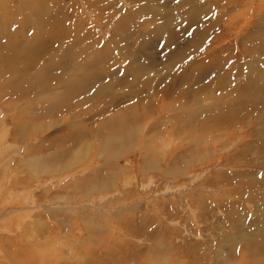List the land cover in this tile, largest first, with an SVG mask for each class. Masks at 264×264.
I'll use <instances>...</instances> for the list:
<instances>
[{"label": "rangeland", "instance_id": "obj_1", "mask_svg": "<svg viewBox=\"0 0 264 264\" xmlns=\"http://www.w3.org/2000/svg\"><path fill=\"white\" fill-rule=\"evenodd\" d=\"M213 1L0 0V264H264V0Z\"/></svg>", "mask_w": 264, "mask_h": 264}, {"label": "bare ground", "instance_id": "obj_2", "mask_svg": "<svg viewBox=\"0 0 264 264\" xmlns=\"http://www.w3.org/2000/svg\"><path fill=\"white\" fill-rule=\"evenodd\" d=\"M96 1V0H95ZM216 0H214L213 1V3L215 2ZM219 1V0H218ZM100 2V1H99ZM104 2V1H103ZM215 4V3H214ZM20 6V5H19ZM47 6V5H46ZM214 7H216L215 5H213ZM48 9V8H47ZM51 12V11H50ZM99 12V11H98ZM6 14H9V13H6ZM10 15V14H9ZM97 15V14H96ZM239 15V14H238ZM23 16V15H22ZM13 17H16V16H14L13 15ZM98 17V16H97ZM45 18V17H44ZM47 18V17H46ZM41 19H43V17H41ZM78 20V19H77ZM234 17L232 16L229 20H228V23H229V25L231 26V24L234 22ZM31 21V20H30ZM45 21H46V19H45ZM218 20H216V21H214V22H217ZM220 21V20H219ZM72 22V21H71ZM119 22V21H118ZM147 22V21H146ZM149 22V21H148ZM72 24V23H71ZM108 24V23H107ZM73 25V24H72ZM216 25V24H215ZM218 25V24H217ZM229 25H227V27H222V28H220V30H218V32H221V34H222V37L224 38V35H226V31H228V32H230V28L231 27H229ZM30 26V25H29ZM34 26V25H33ZM16 27V26H15ZM23 27V26H22ZM52 27H54V26H52ZM39 28V27H38ZM29 29H30V27H29ZM226 29H228V30H226ZM83 30V29H82ZM49 31H50V29H49ZM19 32V31H18ZM35 32V31H34ZM48 32V31H47ZM84 31H82V33H83ZM160 32H162V31H160ZM217 32V33H218ZM226 32V33H225ZM236 32H237V30H236ZM56 32L54 31V34H55ZM65 33V32H64ZM64 33H62V34H64ZM158 33H159V31H158ZM196 33V32H195ZM0 34H2L1 33V30H0ZM66 34V33H65ZM58 35V34H57ZM157 36V34L155 33V31H153V32H151L150 33V37H153V36ZM5 36V35H4ZM51 36V35H50ZM67 36L68 35H66V38H67ZM81 36H82V34H81ZM83 36H84V33H83ZM83 36H82V38H83ZM149 36V35H148ZM237 36V35H236ZM26 37V36H25ZM73 36H69L68 38L71 40V41H73L71 38H72ZM18 38V37H17ZM19 38H21V37H19ZM65 38V37H64ZM141 38V37H140ZM22 39V38H21ZM92 39V38H91ZM226 39V38H225ZM16 40V39H15ZM14 40V41H15ZM28 40V39H27ZM219 40H220V38H219ZM222 40V39H221ZM113 41V40H112ZM5 43V42H4ZM10 43V42H9ZM27 43V42H26ZM25 43V44H26ZM29 43V42H28ZM83 43V42H82ZM24 44V43H23ZM22 44V45H23ZM88 44V43H87ZM7 45H8V42H7ZM28 45V44H27ZM41 45V44H40ZM73 45V44H72ZM91 45V44H90ZM259 45V44H258ZM21 46V45H20ZM117 46V45H116ZM115 46V47H116ZM154 46V45H153ZM3 47V46H2ZM15 47V46H14ZM28 47V46H27ZM84 47H85V45H84ZM98 47V46H97ZM257 47H259V46H257ZM4 48V47H3ZM7 48V47H6ZM16 48V47H15ZM40 48V47H39ZM93 47H91V51H93L94 49H92ZM227 48V47H226ZM10 49H12L11 47H10ZM14 49V48H13ZM28 49V48H27ZM67 49V48H66ZM87 49V48H86ZM123 50H124V48H122ZM3 50V49H2ZM9 50V49H8ZM21 50H23V51H27L26 49H21ZM96 50H98V49H96ZM10 51V50H9ZM12 51V50H11ZM15 51V50H14ZM41 51V50H40ZM38 52V51H37ZM124 52H126V49L124 50ZM20 53H21V51H20ZM97 53V52H96ZM101 53V52H100ZM24 54H26V53H24ZM93 54H94V52H93ZM16 55V54H15ZM18 55V54H17ZM85 55V54H84ZM87 55H88V53H87ZM96 55V54H95ZM94 56V55H93ZM98 56V55H97ZM95 58V57H94ZM72 59V58H71ZM136 59V58H135ZM115 60H117V59H115ZM180 60V59H179ZM56 61V60H55ZM105 61H107V60H105ZM112 61V60H111ZM53 62H54V60H53ZM102 62V61H101ZM110 62V61H109ZM115 61H113V63H114ZM179 62L180 61H176V62H174V63H176V64H179ZM51 63V62H50ZM90 63V62H89ZM108 65L109 64H111V62L110 63H107ZM116 64V63H115ZM171 64V63H170ZM139 65V64H138ZM169 65V64H168ZM172 65V64H171ZM107 66V65H106ZM111 66V65H110ZM136 66V65H135ZM174 66H176L175 64H173L172 66H170V67H174ZM69 67V66H68ZM95 67V66H94ZM108 67V66H107ZM106 68V67H105ZM133 68V67H132ZM140 69V68H139ZM179 69H180V67L178 68V71H179ZM181 71H182V68H181ZM262 71V70H261ZM134 72V71H133ZM132 73V72H131ZM177 73V72H176ZM179 74V73H178ZM258 74V73H257ZM62 75V74H61ZM163 75V74H162ZM161 75V76H162ZM182 75V74H181ZM145 76V75H144ZM164 76V75H163ZM179 76V75H178ZM259 76V75H258ZM264 76V75H263ZM177 77V76H176ZM180 77V76H179ZM134 78V77H133ZM166 80H170L171 78H170V74L169 75H167L166 77H164ZM231 78V77H230ZM139 80V79H138ZM143 80H145V79H143ZM176 80V79H175ZM172 81V80H171ZM138 82V84L140 83H142V80L140 81H137ZM147 82V81H146ZM181 82V81H180ZM263 82V81H262ZM148 84V83H147ZM142 85V84H141ZM140 85V86H141ZM148 86V85H147ZM213 86V85H212ZM263 86V85H262ZM218 88V87H217ZM215 89V88H214ZM151 90V89H150ZM120 92V91H119ZM151 92V91H150ZM213 92V91H212ZM214 93V92H213ZM213 93H210V94H213ZM179 94V93H178ZM210 96H212V95H210ZM200 99V98H199ZM198 99V100H199ZM198 102V101H197ZM196 102V103H197ZM200 102V101H199ZM59 104V103H58ZM152 113V112H151ZM176 114H178V113H176ZM102 124V123H101ZM98 129V128H97ZM97 132V131H96ZM95 133V132H94ZM135 135H137V134H135ZM113 138V137H112ZM136 138H137V136H136ZM135 139V138H134ZM112 143V142H111ZM114 144V143H113ZM139 144V143H138ZM83 148V147H82ZM81 148V149H82ZM104 148V147H103ZM81 153V152H80ZM78 163V162H77ZM2 240L0 239V242H1ZM17 259L19 258V257H16ZM8 259H10V261L12 260V257H9ZM33 261V260H32ZM12 263H14V261H12ZM9 264V263H8Z\"/></svg>", "mask_w": 264, "mask_h": 264}]
</instances>
